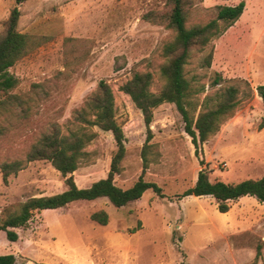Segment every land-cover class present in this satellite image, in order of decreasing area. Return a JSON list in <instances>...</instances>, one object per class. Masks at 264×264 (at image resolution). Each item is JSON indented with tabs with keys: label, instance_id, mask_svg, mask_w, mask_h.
<instances>
[{
	"label": "rangeland",
	"instance_id": "1",
	"mask_svg": "<svg viewBox=\"0 0 264 264\" xmlns=\"http://www.w3.org/2000/svg\"><path fill=\"white\" fill-rule=\"evenodd\" d=\"M226 2L185 0L186 26L215 18ZM248 2L250 7L259 4L264 13V0ZM13 3L0 0V37ZM169 7L167 0H25L19 6L17 29L29 34L33 45L9 68L16 86L0 92V165L20 163L6 181L0 171V221L17 212L25 199L65 188L64 177L48 160H26L32 145L53 129L94 133L72 172L78 187L107 175L116 149L112 134L73 119V111L99 80L112 89L115 118L125 138L114 183L130 186L144 155L143 179L157 183L162 196L146 189L120 207L99 197L36 210L25 226L14 228L15 241L0 231V254L12 253L14 264H264L263 203L245 195L219 212L209 195L182 196L201 168L211 181L237 182L264 174V107L255 90L264 83V33L259 39L227 27L206 48L191 52L185 72L203 84L199 103L220 87L239 88L242 104L216 133L195 149L175 105L163 102L153 109L152 138L143 148L141 113L119 86L134 72L148 71L151 89L160 88L161 48L174 33L142 15L164 14ZM210 51V66H202ZM216 75L220 84L212 86ZM98 209L108 214L105 225L89 217Z\"/></svg>",
	"mask_w": 264,
	"mask_h": 264
},
{
	"label": "trees",
	"instance_id": "2",
	"mask_svg": "<svg viewBox=\"0 0 264 264\" xmlns=\"http://www.w3.org/2000/svg\"><path fill=\"white\" fill-rule=\"evenodd\" d=\"M24 1L13 0V6L5 21L4 32L0 37V92L3 93H7L17 84V79L9 72V68L25 56L33 45L31 36L17 29L19 6ZM167 1L170 5L167 13L149 11L142 15L144 20L162 23L174 33L161 48V55L165 60L158 69L162 82L160 88L153 91L151 74L142 71L134 72L119 86V89L129 96L141 113L146 128L143 148L149 146L148 142L152 138L149 125L152 121L153 109L163 102H169L175 105L183 123V130L196 149L200 143L216 133L222 123L233 116L242 104V99L239 97V88L236 85H227L206 94L199 103L197 96L202 92L203 84L195 75L187 76L185 66L194 49L203 50L215 36L232 25L241 14L244 3L239 1L235 5H221L217 9L215 18L202 24L186 26L185 0ZM211 56V51L203 56L202 66H210ZM220 81L221 77L216 75L211 85L220 84ZM255 90L264 107V83L257 85ZM244 96L249 100L252 94L247 92ZM8 97L11 98L13 95L9 94ZM197 107L199 110L196 113ZM73 119L82 124V127L96 126L112 134L116 149L111 157L107 175L86 187H78L73 180L72 172L77 168L84 146L94 136L93 132L78 128L67 134H61L58 129L43 134L28 151L26 160H48L64 177L65 188L49 195L31 196L20 203L17 212L7 214L0 221V231H4L7 240L17 239L14 228L25 226L36 210L59 208L76 200H94L99 197H105L111 205L120 207L138 199L146 189H151L162 196L161 188L157 183L143 179L146 168L144 155L141 172L130 186L121 188L114 183L113 176L119 171V164L125 153V138L122 127L115 118L112 89L104 80H99L95 90L85 97L79 108L73 111ZM260 126H264V118ZM19 168L18 161L2 163L0 171L3 181H6L9 173H15ZM187 195L213 197L219 212L228 211L231 201L245 195L252 196L264 204V174L237 182L218 179L211 181L206 169L201 168L193 185L182 192V196ZM89 217L98 224L105 225L108 222V214L103 209L91 212ZM14 260L12 253L0 254V264H14Z\"/></svg>",
	"mask_w": 264,
	"mask_h": 264
},
{
	"label": "crops",
	"instance_id": "3",
	"mask_svg": "<svg viewBox=\"0 0 264 264\" xmlns=\"http://www.w3.org/2000/svg\"><path fill=\"white\" fill-rule=\"evenodd\" d=\"M239 1L244 3L243 10L232 25L228 27V30L242 32L260 39L264 33V13L261 10V6L256 4L250 7L248 0H227L226 5H235Z\"/></svg>",
	"mask_w": 264,
	"mask_h": 264
}]
</instances>
